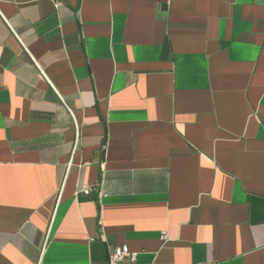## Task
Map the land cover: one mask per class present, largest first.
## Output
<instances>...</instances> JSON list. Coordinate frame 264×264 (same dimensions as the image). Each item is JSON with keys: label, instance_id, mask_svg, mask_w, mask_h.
I'll return each mask as SVG.
<instances>
[{"label": "crops", "instance_id": "0c3cea01", "mask_svg": "<svg viewBox=\"0 0 264 264\" xmlns=\"http://www.w3.org/2000/svg\"><path fill=\"white\" fill-rule=\"evenodd\" d=\"M123 245L264 264V0H0V264Z\"/></svg>", "mask_w": 264, "mask_h": 264}, {"label": "built area", "instance_id": "2783aa9c", "mask_svg": "<svg viewBox=\"0 0 264 264\" xmlns=\"http://www.w3.org/2000/svg\"><path fill=\"white\" fill-rule=\"evenodd\" d=\"M82 191L87 194L90 188L86 186ZM106 260V264H133L136 262V254L126 245L116 246L108 249Z\"/></svg>", "mask_w": 264, "mask_h": 264}]
</instances>
